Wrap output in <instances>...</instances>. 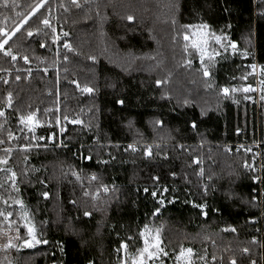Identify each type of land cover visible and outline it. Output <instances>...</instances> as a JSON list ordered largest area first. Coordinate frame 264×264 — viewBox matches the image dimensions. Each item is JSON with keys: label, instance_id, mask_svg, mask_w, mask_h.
Returning <instances> with one entry per match:
<instances>
[{"label": "trees", "instance_id": "16d2710c", "mask_svg": "<svg viewBox=\"0 0 264 264\" xmlns=\"http://www.w3.org/2000/svg\"><path fill=\"white\" fill-rule=\"evenodd\" d=\"M15 2L0 7L5 32L39 0ZM202 25L222 37L203 62L189 41ZM4 50L0 169L19 191L0 171V210L12 212L0 216V245L17 234L22 244L27 222L41 243L0 248V264H122V243L131 264L146 225L169 264L181 248L193 264H264V0H45ZM30 113L34 132L19 119ZM256 142L260 186L251 154L235 148Z\"/></svg>", "mask_w": 264, "mask_h": 264}, {"label": "snow or ice", "instance_id": "6c2138e0", "mask_svg": "<svg viewBox=\"0 0 264 264\" xmlns=\"http://www.w3.org/2000/svg\"><path fill=\"white\" fill-rule=\"evenodd\" d=\"M44 2H45V0H39L38 3H36L34 6H31L30 12H28L26 15H23V18L19 22L14 24V27H13L11 32H5V30L3 28H0V36L4 37L3 40H0V50H4V45L7 44L8 41L12 38V36H14L17 32H19L21 30V28H23V26L28 23V20H29V18L31 16L35 15V13L41 7H43ZM72 3L76 4L77 0H72ZM10 5L13 8H15L17 6L15 0H0V7L8 8ZM77 6H79V5H77ZM17 15L20 16L21 14L17 13ZM127 19L129 21H132L133 17L132 16H128ZM42 23L45 26H50L49 21L46 18L42 21ZM185 27H190V26H185ZM201 27L207 28L208 26L207 25H202ZM53 32H55L54 28H53ZM27 35L29 37H31L33 35V31L32 30H28L27 31ZM64 35L67 36L68 34L64 33ZM187 38L188 37L185 36V39H187ZM215 39H216L217 43H220L221 40H222V37L216 36ZM44 46L45 45L41 44V47H44ZM64 46L66 48L70 49V45L65 44ZM221 46L224 47L223 44ZM231 47H232L233 50L236 49V45L235 44H231ZM206 54L207 53L203 49H201V60H202V62H203V57ZM216 54L219 55V53H216ZM4 55L5 56H11L13 60L16 59V56H14L12 54L10 49L9 50H4ZM23 59L25 60L26 63L28 62V57L27 56H25ZM65 59H67V57H65ZM90 59H95V58L94 57H90ZM209 59H212V57L209 56ZM250 67H252L253 70H255V68H256L255 65H251ZM45 71H47V70L45 69ZM262 72H264V69H262ZM209 75H210L209 70L207 68H204V76L208 77ZM16 79L19 80L20 77L17 76ZM243 79H247V77L245 76V77H243ZM5 83H7V81H5ZM158 83H159V81H158ZM261 84L264 85V81H261ZM77 87L79 88L80 86L77 84ZM240 90L241 89L232 88L231 92H236V91H240ZM253 90L254 89H252L250 86L249 87H245V88L242 89V91H244V92H249V91H253ZM81 91L91 93L93 91V89L88 87V86H84L81 89ZM222 91L225 94V96L229 95L230 90L228 88H223ZM120 103H122V101H120ZM7 106L8 107L12 106V94H11V92H9L8 95H7ZM0 116H4V112L3 111H0ZM19 119H20V122L22 124H24L26 126L30 125V124L33 123V114L30 113L28 115H21L19 117ZM65 119H67V117H65ZM79 122L80 121H78V120L77 121H73V123H79ZM193 127H195V124H193ZM9 137L10 138L12 137L11 132H9ZM0 143H3V141H0ZM128 147L132 148L133 151H135V148H134L133 145H129ZM4 151L6 153L10 154L12 150L10 148H8V149H4ZM145 154L146 155H150L151 154V146H147L145 148ZM89 159H90V157H89ZM194 162H198V161H194ZM7 163H8V158L7 157H0V165H5ZM245 166L248 167V165H245ZM0 171H6V172H8L10 174L8 179L11 181V187L15 191L18 192L19 189H18V187L16 185V180H17L16 173L14 171H12V169H10V168L9 169H0ZM201 174H202V170H201ZM92 179H96V177L93 176ZM254 179H258V177H254ZM0 187H3V185L0 184ZM104 190H105V192H107L108 189H107L106 186H105ZM144 191L147 192L148 190L144 189ZM164 191L166 192L167 189L165 188ZM156 194L157 193L155 191L152 193V195L154 197L156 196ZM43 195L45 197H47L48 194L44 193ZM86 195H87V193H86ZM4 203L7 204V201L5 200ZM13 203L19 205L21 208L24 207L22 200L17 199V200H14ZM160 203L162 205L163 201H160ZM193 206L194 207H199V208H201V210H203L204 207H205V205H193ZM156 211L158 212L159 209H157ZM26 215H27V213H25V216ZM88 215H90V213L89 212H85V216H88ZM154 215H155V213H154ZM0 216H3L4 219L7 220L8 217L12 216V212H8L7 215H5V212L0 210ZM26 227H27L28 238L27 239H23V243L22 244L14 243V240L15 241H20L22 239L19 236V234H17L15 237H8L7 242L2 244V245H0V248L11 249V248H16V247H33L35 244L41 243V241L36 238L34 227L30 226V225H26ZM146 231H147V225L145 226V231H142L140 233L141 237H145V239H144V247L138 250V256L132 258L131 264H148V260L152 259L153 257H157L158 253L163 251L159 247L160 241H159L158 230H157V236L155 237L154 242H150V240L146 237ZM231 231L234 232L235 229L233 228V229H231ZM255 242L256 241L253 240V243H255ZM43 243H47V241L45 240V241H43ZM120 247L126 249L127 245L122 243ZM243 251L247 252L248 249L245 248V249H243ZM192 254H193V250L191 248H188V249L181 248L180 253L176 257V259H177V261L183 260L184 264H192L191 259H190ZM165 255H166V253H165ZM125 264H127V261H125ZM231 264H236V261L232 260ZM252 264H255V261H253Z\"/></svg>", "mask_w": 264, "mask_h": 264}, {"label": "rangeland", "instance_id": "374dc122", "mask_svg": "<svg viewBox=\"0 0 264 264\" xmlns=\"http://www.w3.org/2000/svg\"><path fill=\"white\" fill-rule=\"evenodd\" d=\"M189 41L198 50L199 55H200V59H201V49H203L207 53L206 55H204V57H206L211 52L210 42L214 41L217 43L215 36H211L208 33L207 28H204L201 26H197L191 30V34L189 35ZM255 84L257 86V90L255 92L257 93L258 92V84H257V82ZM27 127L29 129H31L32 132H34V129L37 127V123H36L34 117H33V123L30 125H27ZM26 224L32 226L28 222ZM156 236H157V234H151L149 231H146V237L150 240V242H154ZM144 239H145V237H143V242H144ZM159 241H160V239H159ZM159 247L163 250V248L161 247V241L159 243ZM165 253L166 252L164 250L162 252L158 253L157 257H153L152 259L148 260V264H169L166 261L168 256H167V254L165 255ZM190 259H191V262L193 264L192 256L190 257ZM121 262H122V264H125L124 248H122ZM174 264H184V261L183 260L177 261V259H175Z\"/></svg>", "mask_w": 264, "mask_h": 264}, {"label": "built area", "instance_id": "2783aa9c", "mask_svg": "<svg viewBox=\"0 0 264 264\" xmlns=\"http://www.w3.org/2000/svg\"><path fill=\"white\" fill-rule=\"evenodd\" d=\"M255 73H257V69L254 70ZM251 87L254 89L253 91L257 90L256 84L254 85H247L245 87ZM256 86V87H255ZM244 87V88H245ZM41 140L44 142H47L49 145H53V143H57L58 147L62 146L60 136L58 135L57 138L53 135H43L41 137ZM135 149H137V146H134ZM236 150L241 149L246 153L251 154L250 161L253 163V173H255L254 177H258V179H254L255 182L261 185V145L259 142H256L254 144H236L235 145ZM261 192V190H260ZM261 194V193H260ZM261 196L259 197V203L261 204ZM261 206V205H260ZM262 238V237H261ZM253 240H258L256 237Z\"/></svg>", "mask_w": 264, "mask_h": 264}]
</instances>
